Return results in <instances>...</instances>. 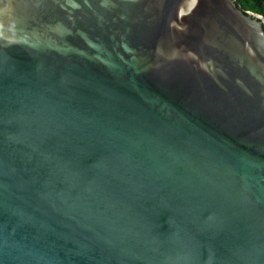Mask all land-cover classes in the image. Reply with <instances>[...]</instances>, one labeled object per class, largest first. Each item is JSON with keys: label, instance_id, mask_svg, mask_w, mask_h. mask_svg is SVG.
<instances>
[{"label": "water", "instance_id": "obj_1", "mask_svg": "<svg viewBox=\"0 0 264 264\" xmlns=\"http://www.w3.org/2000/svg\"><path fill=\"white\" fill-rule=\"evenodd\" d=\"M0 264H264V17L0 0Z\"/></svg>", "mask_w": 264, "mask_h": 264}, {"label": "trees", "instance_id": "obj_2", "mask_svg": "<svg viewBox=\"0 0 264 264\" xmlns=\"http://www.w3.org/2000/svg\"><path fill=\"white\" fill-rule=\"evenodd\" d=\"M243 12H253L264 17V0H234Z\"/></svg>", "mask_w": 264, "mask_h": 264}]
</instances>
